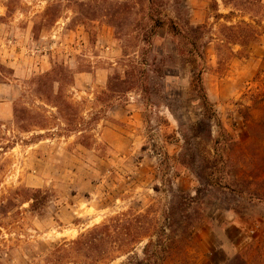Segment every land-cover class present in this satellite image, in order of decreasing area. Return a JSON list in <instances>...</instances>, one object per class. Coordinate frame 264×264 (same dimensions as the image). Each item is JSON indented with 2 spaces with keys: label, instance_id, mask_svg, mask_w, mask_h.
<instances>
[{
  "label": "rangeland",
  "instance_id": "374dc122",
  "mask_svg": "<svg viewBox=\"0 0 264 264\" xmlns=\"http://www.w3.org/2000/svg\"><path fill=\"white\" fill-rule=\"evenodd\" d=\"M154 1L168 18L216 23L212 0ZM148 7L0 0V65L12 71L0 83V264H48L55 245L110 217L160 210L198 189L202 219L187 261L167 264H264V27L249 57L232 58L223 71L216 43L205 47L217 114L210 135L177 42L167 27L153 29ZM56 63L71 80L32 83ZM60 86L81 125L60 118ZM74 130L92 136L91 148ZM183 134L195 159L182 156ZM197 176L222 185L201 186Z\"/></svg>",
  "mask_w": 264,
  "mask_h": 264
},
{
  "label": "trees",
  "instance_id": "16d2710c",
  "mask_svg": "<svg viewBox=\"0 0 264 264\" xmlns=\"http://www.w3.org/2000/svg\"><path fill=\"white\" fill-rule=\"evenodd\" d=\"M147 1L153 29L156 31L167 27L177 42L175 52L190 72L192 87L201 102V115L204 121L209 122L207 127L211 135V123L213 119L216 120L217 114L205 85V75L212 67L205 47L210 43H216L217 71L226 69L232 58L247 59L251 45L259 43L263 35L264 0H212L211 9L216 22L214 25L219 24L216 31L214 25L208 22L194 24L188 19L168 18L158 10V7L156 8L154 0ZM219 1L229 9L228 14L220 12ZM238 13H243L244 19L234 23L233 19ZM244 16H248V19ZM221 20L226 22L221 23ZM236 47L239 49L236 50ZM11 72L0 65V83ZM68 79H72L70 69L56 63L49 72L34 78L32 83L40 89ZM61 94L60 86L57 95L53 96L54 106L60 118L69 126L77 123L81 125L77 116L80 114L79 107ZM22 112L26 113L28 110ZM74 131L80 133L78 143L91 148L92 136L86 134L84 130ZM183 135L187 146L182 156L195 159V150L188 147L190 139L187 134ZM226 135L231 137L229 134ZM205 153V156L201 157L203 161H209L210 151L207 150ZM197 178L201 186L213 188L222 185L211 180L203 182L199 176ZM224 184H226L223 186L224 189H231V185ZM155 189L158 190V187ZM201 193L202 191L198 189L195 196H175L169 206L160 210L151 206L144 211L130 210L118 213L81 233L76 239L55 245L49 253L47 262L48 264H112L118 260H122L121 264H167L176 260L185 262L202 219L198 206Z\"/></svg>",
  "mask_w": 264,
  "mask_h": 264
}]
</instances>
